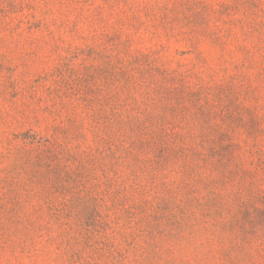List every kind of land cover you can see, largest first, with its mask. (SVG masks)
Masks as SVG:
<instances>
[{
	"label": "rangeland",
	"instance_id": "1",
	"mask_svg": "<svg viewBox=\"0 0 264 264\" xmlns=\"http://www.w3.org/2000/svg\"><path fill=\"white\" fill-rule=\"evenodd\" d=\"M0 264H264V0H0Z\"/></svg>",
	"mask_w": 264,
	"mask_h": 264
}]
</instances>
